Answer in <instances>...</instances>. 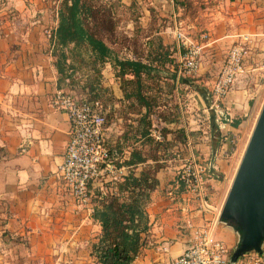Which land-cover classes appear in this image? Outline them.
<instances>
[{
	"label": "crops",
	"instance_id": "1",
	"mask_svg": "<svg viewBox=\"0 0 264 264\" xmlns=\"http://www.w3.org/2000/svg\"><path fill=\"white\" fill-rule=\"evenodd\" d=\"M31 1L41 14L35 31L18 39L13 29L0 39V264H94L91 245L100 236L101 225L93 218V203L77 202L60 173L70 119L66 111L52 105L59 74L46 34L48 24L52 30L57 27L59 0L52 10L44 0ZM178 1L182 0H145L158 18L153 24H158L164 43L175 49L176 59L180 61L182 52L178 28L192 41L200 40L202 32L209 37L203 42L201 68L192 76L193 86L180 83L177 77V118L163 125L193 133L187 151L179 143L173 147L176 161L183 162L197 151L198 159L212 161L215 172L222 175L219 161L228 153L225 143L212 150L216 131L211 127V114L215 113L222 135L235 132L245 120L236 127L233 119L244 117L250 107L246 98L264 90V0H190L191 6L186 7ZM148 4L144 6L147 24L151 16ZM244 35L252 40L253 53L246 61V73L223 101L220 115L212 104L208 106L202 93L208 94L228 50ZM105 77V85L121 98L114 73ZM168 163L158 173L160 183L147 206L150 228L146 245L134 264H173L190 237L187 223L201 226L219 216L211 200L221 179L208 178L210 205L200 209L198 198L187 192L178 173H166L175 169L171 160Z\"/></svg>",
	"mask_w": 264,
	"mask_h": 264
},
{
	"label": "trees",
	"instance_id": "2",
	"mask_svg": "<svg viewBox=\"0 0 264 264\" xmlns=\"http://www.w3.org/2000/svg\"><path fill=\"white\" fill-rule=\"evenodd\" d=\"M105 2L59 0L58 24L50 44L56 57L59 89L76 93L89 102L99 101L106 112L110 107L106 125L111 124L114 117L122 121L123 132L115 140V146L121 152L130 147L129 156L120 164L130 169L120 181L109 184L115 191L96 189L92 195L93 218L101 225V234L91 245V256L94 264H134L146 245L145 234L150 228L147 206L159 186L158 173L168 166L177 143L187 151L189 136L193 133L184 127L172 129L163 125L177 118L176 104L169 106L167 102L175 98L181 63L174 56L175 49L165 44L158 30L153 29L158 19L153 7L147 6L151 16L145 26V41L141 43L138 37V47L129 56L116 49L110 37L113 31L97 17V11ZM138 2L133 0L132 4ZM178 3L182 7L191 6L190 0ZM136 22L138 31L144 28L138 19ZM107 64L120 83L121 98L104 83ZM179 82L193 86L189 77H180ZM202 94L211 106L212 97L205 92ZM244 120L245 117L236 118L232 124L239 127ZM211 127L219 130L214 112ZM156 129L161 133V140L152 134ZM131 137L133 145H127Z\"/></svg>",
	"mask_w": 264,
	"mask_h": 264
},
{
	"label": "built area",
	"instance_id": "3",
	"mask_svg": "<svg viewBox=\"0 0 264 264\" xmlns=\"http://www.w3.org/2000/svg\"><path fill=\"white\" fill-rule=\"evenodd\" d=\"M46 34L51 38L53 30H48ZM176 37L182 50L178 78L194 76L201 68L203 42L209 35L203 33L200 40L192 41L178 28ZM252 53V40L247 35L241 36L228 50L208 92L212 97L211 108L218 114H223V101L238 78L246 73V61ZM52 105L66 111L70 119L69 142L60 171L69 194L84 205L92 202V188L103 192L115 191L108 185L117 183L129 173L130 168L120 164L129 156L130 149L125 148L121 152L115 146L116 142L108 138L107 112L103 104L89 102L76 93L58 89L52 97ZM152 134L155 139L161 140L160 131L153 130ZM215 171L212 161L204 163L192 154L178 173L183 187L193 198H198L200 209H207L210 205L206 183L209 177L220 179ZM218 221L219 216L201 226L187 223L190 237L183 253L173 264H264V243L260 252H247L232 262L231 247L217 235Z\"/></svg>",
	"mask_w": 264,
	"mask_h": 264
},
{
	"label": "rangeland",
	"instance_id": "4",
	"mask_svg": "<svg viewBox=\"0 0 264 264\" xmlns=\"http://www.w3.org/2000/svg\"><path fill=\"white\" fill-rule=\"evenodd\" d=\"M44 1L45 3H47L48 9L52 10V8L55 6L54 1L56 0ZM132 1L133 0H106L103 7H101L97 11V17L100 20V23H102V25L104 26L109 27L110 30L113 31L110 32V37L114 41L113 45L116 47V49H118V51H120L121 54L129 56L133 55L136 51V48L138 47V37H140L141 43L145 41V26L147 25L148 21L146 19L144 11V6L148 4L146 3L147 1L145 2V0H139L137 5L132 4ZM40 16L41 14L39 13V9L31 0H0V39L6 37L13 29H15V36L18 39H21V36H25L28 32L31 35L35 31V27L39 24V22L37 21L40 19ZM137 19L139 23H141L140 25L144 27L143 29L141 28L140 31H138V29L136 28ZM155 27L157 29L158 24H153V29ZM48 29L52 30V24H50V26L48 24ZM203 33L205 32H202V34ZM111 72L114 73L111 66H109V64L106 65L104 69V76L109 75ZM106 79L107 78L104 77V81H106ZM189 79H193V77L190 76ZM77 90L80 91L81 89ZM184 98L188 99L187 96H185ZM187 101L188 100H186V104L189 103V101ZM247 101L250 107L247 110V114L244 116L246 120L241 124L239 130L235 132H229L224 136L219 129L214 134L215 137L211 142L213 151L219 149L222 146L219 145L220 142L225 143V150L228 153V155L220 158L219 167L223 170V172L222 175L219 176L222 184L219 187L214 188L215 194L211 200V203H213V206L215 207V212L219 214V217L221 216L233 181L236 177L243 156L254 132L259 115L264 106V90L261 91L258 95H252L249 98L247 97L245 103ZM114 102L115 105H117L116 101ZM172 104H175L174 99L167 102V105L169 106H171ZM109 108L110 107H108L107 110L110 112L111 109ZM115 118L116 117L112 119L111 124L106 125V134L111 141L117 140L119 135L123 132L122 121H116ZM225 137L227 139H225ZM133 142L134 139L131 137L127 141V145H133ZM127 149L130 148L127 147ZM199 154V152L195 151L196 156H199ZM176 158L177 152L173 150L170 160L174 164L175 169H173V172L166 173H179L183 165L187 162V159L182 162L181 160L176 161ZM223 226L228 227L221 228ZM217 233L219 237L225 239L228 243L233 244L231 247L233 252L238 243L239 234L235 232V230L230 225L223 222L221 219H219L218 221ZM235 233H237V241H235Z\"/></svg>",
	"mask_w": 264,
	"mask_h": 264
},
{
	"label": "water",
	"instance_id": "5",
	"mask_svg": "<svg viewBox=\"0 0 264 264\" xmlns=\"http://www.w3.org/2000/svg\"><path fill=\"white\" fill-rule=\"evenodd\" d=\"M238 234L232 262L264 243V106L219 217Z\"/></svg>",
	"mask_w": 264,
	"mask_h": 264
}]
</instances>
